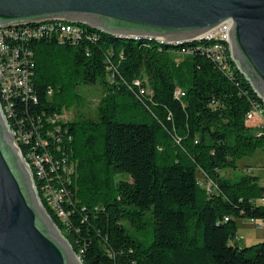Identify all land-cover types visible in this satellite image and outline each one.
Here are the masks:
<instances>
[{"label":"trees","instance_id":"trees-1","mask_svg":"<svg viewBox=\"0 0 264 264\" xmlns=\"http://www.w3.org/2000/svg\"><path fill=\"white\" fill-rule=\"evenodd\" d=\"M85 31L75 42L33 41L37 102L13 99L26 123L61 127L49 150L77 163L67 222L43 203L83 264H264V241L232 243L238 218L264 220V185L254 174H222L264 153V131L246 118L263 101L245 76L233 62L228 76L202 51L213 41L175 47ZM183 48L194 51L177 64ZM98 83L105 93L95 116L78 108L49 125L66 104L84 102L80 85Z\"/></svg>","mask_w":264,"mask_h":264},{"label":"water","instance_id":"water-1","mask_svg":"<svg viewBox=\"0 0 264 264\" xmlns=\"http://www.w3.org/2000/svg\"><path fill=\"white\" fill-rule=\"evenodd\" d=\"M49 21L175 47L227 24L232 62L264 103V0H0V27ZM0 264H83L43 205L1 104Z\"/></svg>","mask_w":264,"mask_h":264},{"label":"built area","instance_id":"built-area-1","mask_svg":"<svg viewBox=\"0 0 264 264\" xmlns=\"http://www.w3.org/2000/svg\"><path fill=\"white\" fill-rule=\"evenodd\" d=\"M86 26L62 21H49L40 24L21 25L13 27H0V104L3 114L14 134V142L24 156L28 167L35 179L36 188L40 199L52 213L63 222H67L68 212L63 207L64 200H68V187L72 183L73 176L77 171V163L69 157L57 156L49 150V145L60 143L56 131L61 127L54 126L53 129L43 123L38 125L35 120L24 121L17 117L13 99L20 97L23 101L32 100L37 102V96L33 91V79L35 76L34 52L30 44L39 39H54L59 42L65 40L79 41L85 34ZM228 25L224 24L217 30L205 36L201 41H213L212 44L202 48V51L215 60L221 70L228 76H232V57L228 43ZM95 36V32L93 33ZM190 44V43H189ZM192 48H183L180 53L189 55L193 53ZM140 85L139 81H135ZM142 92L152 95L149 89ZM53 88H49L48 95L52 96ZM185 93L177 88V98ZM264 105V103H263ZM254 103L252 109L247 113V121H253L257 128L264 131V106ZM67 113L54 115L47 119L49 125H55L60 120H66ZM52 139V140H51ZM29 146L26 155L22 152V146ZM42 148L43 151L38 152ZM39 180V183L37 182ZM201 183V182H200ZM203 185V183H201ZM208 192L211 191L210 182H204ZM264 202V198L262 199ZM45 206V204L43 203ZM46 208V206H45ZM47 209V208H46ZM257 223L256 228L264 226V220H251Z\"/></svg>","mask_w":264,"mask_h":264},{"label":"rangeland","instance_id":"rangeland-1","mask_svg":"<svg viewBox=\"0 0 264 264\" xmlns=\"http://www.w3.org/2000/svg\"><path fill=\"white\" fill-rule=\"evenodd\" d=\"M187 55H183L181 53H177L176 58H175V63L181 62L184 58H186ZM182 89L185 88V86H180ZM80 94L84 96V102L82 104H66L67 106H64V110L67 113V116L70 118L74 117L76 114V110L78 108L82 109L84 112H86L89 115L95 116L97 112V107L100 102V99L105 93L104 86L100 83L96 85H80L78 88ZM251 125L254 124L253 121L250 122ZM249 161L248 163H246ZM250 158H247L244 161L240 162V167L237 170H226L222 172L223 175H228L230 176L231 174H235L236 177L238 178L241 174L243 173H250L259 176V183L261 185H264V154L262 153L261 150L258 152V157L254 162ZM249 164L250 166L253 165L255 168L252 171L243 170L247 168ZM198 178L203 185H201L203 188L205 179L203 177V174L201 171H198ZM149 218V217H148ZM237 224H238V239H235L232 243H237L240 247H245V246H250L255 243H258L260 241H264V226L260 229L256 228L257 223L254 221H251L249 219L245 218H238L237 219ZM151 221L148 220L147 224V229L143 231V233L146 236H150L151 232Z\"/></svg>","mask_w":264,"mask_h":264},{"label":"crops","instance_id":"crops-1","mask_svg":"<svg viewBox=\"0 0 264 264\" xmlns=\"http://www.w3.org/2000/svg\"><path fill=\"white\" fill-rule=\"evenodd\" d=\"M263 153V152H262ZM264 154V153H263ZM258 157V152L255 154V156L253 158H250L253 162H254V159L256 160ZM249 161H247L246 163H248ZM252 162V163H253ZM250 163V162H249ZM255 163V162H254Z\"/></svg>","mask_w":264,"mask_h":264}]
</instances>
